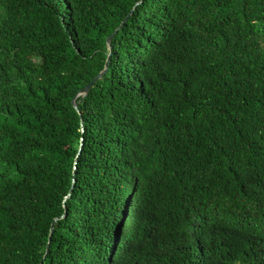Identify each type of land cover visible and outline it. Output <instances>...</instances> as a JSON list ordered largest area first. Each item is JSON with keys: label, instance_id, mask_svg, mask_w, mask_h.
<instances>
[{"label": "trees", "instance_id": "1", "mask_svg": "<svg viewBox=\"0 0 264 264\" xmlns=\"http://www.w3.org/2000/svg\"><path fill=\"white\" fill-rule=\"evenodd\" d=\"M40 262L264 264V0H0V264Z\"/></svg>", "mask_w": 264, "mask_h": 264}, {"label": "water", "instance_id": "2", "mask_svg": "<svg viewBox=\"0 0 264 264\" xmlns=\"http://www.w3.org/2000/svg\"><path fill=\"white\" fill-rule=\"evenodd\" d=\"M140 3V1L139 2H137V4H139ZM133 11V9L129 12V14L121 21V23H120V25L113 31V33L110 35V36H108L107 37V39H106V44L108 45V47H110V43H111V38H112V36L122 27V25L124 24V22L127 20V18L129 17V15L131 14V12ZM111 54V52H109V54L108 55H110ZM109 61H110V59L108 58L107 60H106V62H105V65H104V67H103V69L102 70H100L89 82H87L78 92H77V94L74 96V98L72 99V105H73V107L78 111V102H75V99H76V97L77 96H81V98H84L87 94H88V92H89V90H90V88L92 87V85L98 80V79H100L106 72H107V70H108V64H109ZM81 142H82V140H81ZM66 215V213L64 212L60 217H57V218H55L54 220H53V222L54 221H56L57 219H59V218H63L64 216ZM51 229H52V226H51ZM48 246H49V242H48V244H47V248H46V250H45V254H44V257H45V255L47 254V252H48ZM40 264H42V262H40Z\"/></svg>", "mask_w": 264, "mask_h": 264}]
</instances>
